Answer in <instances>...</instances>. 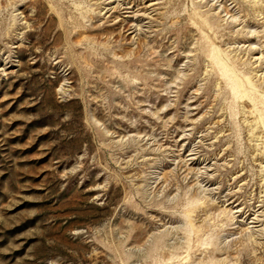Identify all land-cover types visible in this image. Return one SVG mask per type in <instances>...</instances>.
Masks as SVG:
<instances>
[{
	"label": "rangeland",
	"instance_id": "1",
	"mask_svg": "<svg viewBox=\"0 0 264 264\" xmlns=\"http://www.w3.org/2000/svg\"><path fill=\"white\" fill-rule=\"evenodd\" d=\"M0 264H264V0H0Z\"/></svg>",
	"mask_w": 264,
	"mask_h": 264
},
{
	"label": "bare ground",
	"instance_id": "2",
	"mask_svg": "<svg viewBox=\"0 0 264 264\" xmlns=\"http://www.w3.org/2000/svg\"><path fill=\"white\" fill-rule=\"evenodd\" d=\"M194 8V7H193ZM195 12V11H194ZM212 13H213V11H212ZM210 14V13H209ZM217 14V13H216ZM213 15V14H212ZM194 16V15H193ZM209 16V15H208ZM220 17V16H219ZM198 18V17H197ZM215 18V17H214ZM196 19V18H195ZM222 19V18H221ZM220 19V20H221ZM197 20V19H196ZM219 20V21H220ZM232 21V20H231ZM234 21V20H233ZM222 23V22H221ZM217 24V23H216ZM210 26V25H209ZM228 26V25H227ZM214 27V26H213ZM215 29V28H214ZM142 30V29H141ZM204 30V29H203ZM225 31V30H224ZM216 32V31H215ZM219 35V34H218ZM210 39V38H209ZM228 61V60H227ZM243 61H245L244 59H243ZM218 63H219V65H220V67H221V70H222V72H223V74L224 75H230V71H229V69L226 67V65L223 63V61L221 60V59H219L218 58ZM247 67V66H246ZM243 71V70H242ZM248 71H250V70H248ZM255 73V72H254ZM260 75V74H259ZM258 78V77H257ZM231 79V83H232V89L235 91V92H237V88H236V81L235 80H232V78H230ZM255 80V79H254ZM238 83V82H237ZM258 84V83H257ZM260 85V84H259ZM254 89V88H253ZM258 90V89H257Z\"/></svg>",
	"mask_w": 264,
	"mask_h": 264
}]
</instances>
